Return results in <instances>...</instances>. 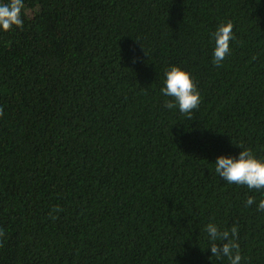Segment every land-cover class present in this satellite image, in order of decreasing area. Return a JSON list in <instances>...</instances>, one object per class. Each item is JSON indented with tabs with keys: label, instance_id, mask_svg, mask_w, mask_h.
Wrapping results in <instances>:
<instances>
[{
	"label": "trees",
	"instance_id": "16d2710c",
	"mask_svg": "<svg viewBox=\"0 0 264 264\" xmlns=\"http://www.w3.org/2000/svg\"><path fill=\"white\" fill-rule=\"evenodd\" d=\"M24 5L23 30L0 29V264H230L210 222L264 264V191L215 172L241 143L264 159V0ZM171 66L197 83L191 119L165 107Z\"/></svg>",
	"mask_w": 264,
	"mask_h": 264
},
{
	"label": "clouds",
	"instance_id": "9594fccd",
	"mask_svg": "<svg viewBox=\"0 0 264 264\" xmlns=\"http://www.w3.org/2000/svg\"><path fill=\"white\" fill-rule=\"evenodd\" d=\"M24 8V0H7L0 3V29L5 32L14 28L23 30ZM233 28V23L228 21L220 24L212 34L215 42L213 64L216 66H222L223 61L232 52L230 43L236 38ZM137 59L133 57V63L137 62ZM165 76V87L161 91L170 98L165 100V107L170 110L178 108L180 113L191 119L194 110H198L202 102L197 83L191 73L179 66H171L165 70ZM3 115L4 110L0 107V118ZM238 146L243 149L238 158L225 155L217 158L216 174L228 184L246 186L257 192L264 191V159L258 158L251 148L244 147L242 143ZM254 203H256L255 197H249L246 207ZM257 210L264 211V199L258 202ZM204 231L207 233L212 257L218 260L226 257L230 264H241L243 257L238 242L239 229L236 225L231 229H221L216 223L210 222L205 226ZM4 239L5 230L0 229V247L4 246Z\"/></svg>",
	"mask_w": 264,
	"mask_h": 264
}]
</instances>
